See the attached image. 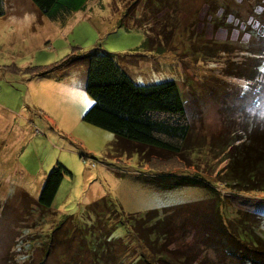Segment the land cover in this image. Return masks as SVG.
<instances>
[{"label": "rangeland", "instance_id": "1", "mask_svg": "<svg viewBox=\"0 0 264 264\" xmlns=\"http://www.w3.org/2000/svg\"><path fill=\"white\" fill-rule=\"evenodd\" d=\"M1 2L0 264H23L30 243L27 237L15 241L26 236L22 228L35 238L32 255L39 264L37 244L60 218H80L88 204L102 197L126 213L168 209L169 218H178V224L191 222L194 240L199 241L203 207L211 202L208 189H163L146 182L142 176L150 169L130 143L121 145L113 132L83 121L93 103L85 90V56L109 53L137 84L173 81L185 100L193 137L206 135V151L240 130L242 105L264 114V0H88L84 9L64 21L50 19L32 0ZM69 54L81 59H71L50 76L28 78L17 71L50 66ZM253 86H260L257 103L250 93ZM209 161L215 170L225 165L220 157ZM58 162L70 174L60 184L51 210H43L35 202ZM223 190L228 216L234 217L235 210L248 212L264 227V194ZM68 224L62 223L57 238L70 231ZM126 228L118 225L113 235L126 237ZM254 230L264 236V230ZM191 238L188 229V235L170 247L188 248ZM63 246L56 245L45 264H61ZM208 251L204 256L217 261Z\"/></svg>", "mask_w": 264, "mask_h": 264}, {"label": "trees", "instance_id": "2", "mask_svg": "<svg viewBox=\"0 0 264 264\" xmlns=\"http://www.w3.org/2000/svg\"><path fill=\"white\" fill-rule=\"evenodd\" d=\"M32 2L50 19L64 21L73 11L84 9L88 0ZM4 13L0 0V16ZM76 57L73 62L81 59L69 54L50 66H27L17 71L28 78H42L63 70L62 66ZM85 59L88 65L85 90L93 103L83 113V121L113 132L121 145L130 143L150 169V173L142 176L146 182L163 189L204 186L208 189L206 198L211 202L203 207L206 211L205 224L200 228L203 237L197 241L191 222L178 224V218H169L168 209L126 213L112 199L102 197L88 204L80 218L69 214L60 218L61 223L37 244L41 251L39 264H45L59 244H64V254L59 255L61 264H264V236L254 230H264L255 224L259 217L240 210H235L234 217L228 216L229 205H225L222 194L223 189L234 194H264V114L242 105L240 130L212 143L214 146L209 145L205 151L206 135L193 137L185 100L173 81L134 83L109 53H89ZM256 80L261 82L260 77ZM259 88H250L254 103L259 98ZM212 156L224 159L225 165L215 170L209 161ZM68 174L64 165L56 163L44 179L36 205L51 210ZM65 220L70 222V231L57 238ZM118 225L127 227L126 237L113 235ZM188 229L192 236L190 247H170L171 243L183 240ZM20 230L26 236L15 241L27 237L30 243L24 248L23 264H37L38 259L32 255L35 238L24 233L27 229ZM172 235L175 238L170 239ZM193 242L202 248L191 245ZM207 251L217 261L208 260L204 256ZM68 252L71 253L67 258Z\"/></svg>", "mask_w": 264, "mask_h": 264}, {"label": "built area", "instance_id": "3", "mask_svg": "<svg viewBox=\"0 0 264 264\" xmlns=\"http://www.w3.org/2000/svg\"><path fill=\"white\" fill-rule=\"evenodd\" d=\"M95 164V162H91V165H94Z\"/></svg>", "mask_w": 264, "mask_h": 264}]
</instances>
